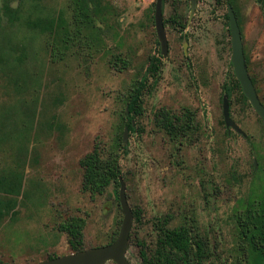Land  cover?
Instances as JSON below:
<instances>
[{
	"label": "rangeland",
	"instance_id": "1",
	"mask_svg": "<svg viewBox=\"0 0 264 264\" xmlns=\"http://www.w3.org/2000/svg\"><path fill=\"white\" fill-rule=\"evenodd\" d=\"M20 1V21L3 18L0 26V175L21 180L19 196H0L16 202L0 219V261L36 264L71 254L59 225L72 217L85 220L84 250L116 238L119 188L91 197L79 162L122 138L126 102L154 56L161 61L158 77L149 78L142 114L132 119L120 152L127 201L139 216L126 258L141 264V248L152 255L169 217V227H186L210 245L203 264H245L237 216L263 196L264 124L233 87L230 115L246 137L227 129L222 98L233 71L230 4L264 103V15L256 0H198L190 21L189 0H163L165 58L154 27L156 0H101L110 13L101 12L95 36L68 44L56 61L49 38L24 21L61 13L69 22L71 0ZM175 19L186 23L183 30ZM162 111L180 118L188 111L191 128L171 137L158 126Z\"/></svg>",
	"mask_w": 264,
	"mask_h": 264
},
{
	"label": "trees",
	"instance_id": "2",
	"mask_svg": "<svg viewBox=\"0 0 264 264\" xmlns=\"http://www.w3.org/2000/svg\"><path fill=\"white\" fill-rule=\"evenodd\" d=\"M20 2V0H0V26L3 18H6L11 24L20 21ZM256 2L264 15V0H256ZM70 7L71 18L69 22L63 18L61 13L58 16L28 17L24 21L27 29L49 38L48 45L51 47V55L54 61L64 55L63 49H67L68 44L91 40L95 36L96 22L101 12L110 13L107 8L102 9L101 0H71ZM174 22L181 24L176 19ZM181 27L183 28L184 25ZM245 61L248 69L246 55ZM160 64L159 59L151 57L144 74L132 88L124 112V116L127 118L125 127L129 131L133 130L132 119L142 114V96L148 89L147 82L149 78L156 79L158 77ZM230 79H232L231 86H223L224 94L231 97L233 87H235L240 91L242 100L249 105L241 93L240 85L235 79L233 71H231ZM251 79L255 85V80L252 77ZM191 120L192 117L187 112L181 118L170 113L160 112L158 126L168 135L177 137L179 131H182L183 134L189 131L192 125ZM262 122L264 124V121ZM125 148L122 145V138H118L116 143L107 151L97 146L80 160V166L84 170L82 189L91 197L103 194L111 185H114L116 189L119 188L120 152H126ZM20 190L21 180L14 173L0 175V196L3 194L16 197L20 195ZM15 206L16 202L13 198L4 201L0 197V219L12 212ZM133 215L136 216V219L139 218L138 212L133 211ZM169 223L170 218L168 217L159 226L157 245L151 258H148L145 251H140L142 264H194L195 262L203 264L209 257L208 245L198 235H192L188 228H171ZM84 227L85 220L79 217H72L59 225V230L67 234V243L72 249V253L84 250ZM237 229L239 249L242 252L244 263L264 264V192L259 203L247 204L238 213ZM56 257H49L48 260ZM0 264L7 263L0 261Z\"/></svg>",
	"mask_w": 264,
	"mask_h": 264
},
{
	"label": "water",
	"instance_id": "3",
	"mask_svg": "<svg viewBox=\"0 0 264 264\" xmlns=\"http://www.w3.org/2000/svg\"><path fill=\"white\" fill-rule=\"evenodd\" d=\"M190 2V14L189 21L195 13L197 7V0H189ZM228 8L229 18V31H230V43H231V56L230 63L233 67V72L236 80L239 82L242 89V93L247 98L252 109L264 120V107L261 104L255 87L252 83L250 75L246 67V61L243 51V43L241 32L234 14V11L230 5ZM154 24L156 34L160 43L161 54L167 55L168 41L163 24L162 15V0H156L155 12H154ZM186 44H184V47ZM186 53V51H185ZM223 105V118L227 127L233 128L236 132L240 133L241 130L237 125L229 118V106L227 97L224 95L222 100ZM127 132L128 128H124L122 140L123 144H127ZM119 183V205L122 213V222L115 241L109 245L85 249L80 252L71 253L65 256L56 257L50 260H44L36 264H106L109 261L115 264H129L125 259V254L129 246L128 238L133 221V213L128 204L126 197V186L123 178L118 177Z\"/></svg>",
	"mask_w": 264,
	"mask_h": 264
},
{
	"label": "flooded vegetation",
	"instance_id": "4",
	"mask_svg": "<svg viewBox=\"0 0 264 264\" xmlns=\"http://www.w3.org/2000/svg\"><path fill=\"white\" fill-rule=\"evenodd\" d=\"M156 3V2H155ZM257 3V2H256ZM162 5H163V0H162ZM228 5H230V4H227V6ZM197 6H198V0H197ZM231 6V5H230ZM197 8V7H196ZM261 8V7H260ZM189 9H190V2H189ZM233 9V8H232ZM262 10V9H261ZM195 11H196V9H195ZM234 11V10H233ZM154 12H155V8H154ZM263 13V12H262ZM189 14H190V11H189ZM195 14V13H194ZM235 14V13H234ZM162 15H163V9H162ZM193 17V16H192ZM235 17H236V15H235ZM226 18H227V20H228V24H229V18H228V8H227V15H226ZM153 19H154V16H153ZM236 20H237V18H236ZM238 23V22H237ZM163 24H164V19H163ZM185 24L186 23H181V24H179V26H180V28L183 30L184 28H185ZM182 25H184V27L182 28L181 26ZM239 26V25H238ZM154 27H155V24H154ZM164 29H165V24H164ZM240 29V28H239ZM165 32H166V30H165ZM229 33H230V31H229ZM157 35V34H156ZM166 37H167V35H166ZM157 39H158V37H157ZM167 41H168V39H167ZM158 42H159V40H158ZM160 44V43H159ZM184 44H186V46H187V43L185 42ZM184 44H183V48H184V54L185 55H187V51H186V46L184 47ZM230 45H231V43H230ZM185 51H186V53H185ZM244 51V50H243ZM160 53H161V48H160ZM167 53H168V51H167ZM162 55V54H161ZM167 56V55H166ZM166 56H163L162 55V57H166ZM245 56V55H244ZM154 57V56H153ZM151 58V57H150ZM156 59H159V58H157V57H155ZM150 60V59H149ZM161 62V61H160ZM149 64V63H148ZM231 64V63H230ZM161 65V64H160ZM232 65V64H231ZM247 67V66H246ZM232 69H233V67H232ZM248 70V69H247ZM234 73V72H233ZM249 73V72H248ZM250 75V74H249ZM235 76V75H234ZM250 78H251V76H250ZM236 79V78H235ZM252 80V79H251ZM239 83V82H238ZM252 83H253V81H252ZM240 85V84H239ZM254 85V84H253ZM254 87H255V85H254ZM241 88V87H240ZM255 90H256V88H255ZM241 93H242V89H241ZM256 93H257V95H258V91L256 90ZM243 94V93H242ZM226 97H227V100H228V106H229V99H230V97H228L226 94H224ZM223 95V96H224ZM244 95V94H243ZM245 97V96H244ZM246 98V97H245ZM258 98H259V100H260V102H261V104L263 105V107H264V104L262 103V101H261V99H260V97H259V95H258ZM247 99V98H246ZM222 100H223V98H222ZM247 102H248V100H247ZM248 104H249V102H248ZM250 105V104H249ZM250 107H251V105H250ZM252 108V107H251ZM162 112H166V111H162ZM255 112V111H254ZM166 113H168V112H166ZM187 113H189L188 111H187ZM256 113V112H255ZM190 114V113H189ZM257 114V113H256ZM258 115V114H257ZM259 116V115H258ZM260 117V116H259ZM229 118L231 119V121L232 122H234L233 120H232V118H231V115H230V106H229ZM261 118V117H260ZM224 119V118H223ZM261 120L262 121H264L262 118H261ZM225 123V122H224ZM235 123V122H234ZM131 124H132V126H133V123H132V121H131ZM236 124V123H235ZM179 125H181V122H179ZM237 125V124H236ZM225 126H226V124H225ZM237 127L240 129V127L237 125ZM226 128L227 129H229V130H233L235 133H237V134H240L242 137H246V134L241 130V132L240 133H238V132H236L233 128H231V127H227L226 126ZM182 135H185V134H183L182 133V131H179L178 132V135H177V137H180V136H182ZM172 137V136H171ZM122 143H123V140H122ZM253 168L255 169V165H253ZM118 200H119V198H118ZM131 208V207H130ZM132 210V209H131ZM132 213H133V211H132ZM133 219H134V215H133ZM133 222V221H132ZM131 231V230H130ZM119 232V231H118ZM158 233H159V231H158ZM118 235V234H117ZM117 237V236H116ZM129 237H130V234H129ZM116 239V238H115ZM115 239L113 240V241H111L110 243H108V244H106V245H109V244H111V243H113L114 241H115ZM204 242V241H203ZM128 243H129V238H128ZM205 243V242H204ZM207 244V243H206ZM106 245H103V246H106ZM157 245V244H156ZM208 245V244H207ZM99 247H101V246H99ZM142 247V246H141ZM128 249H129V246H128V248H127V251H128ZM155 249H156V247H155ZM155 249H154V251H155ZM208 249H209V257H208V259L206 260V261H208L209 259H210V256H211V252H210V245H208ZM141 250H143L142 248L140 249V251ZM127 251H126V254H127ZM140 251H139V256H140ZM144 251V250H143ZM145 253H146V251H145ZM154 253V252H153ZM126 254H125V259L127 260V258H126ZM146 255L148 256V258H151V256L153 255H148L147 253H146ZM140 258H141V256H140ZM48 260V259H47ZM244 260V259H243ZM205 261V262H206ZM109 262H112V261H109ZM127 262L129 263V264H131L128 260H127ZM108 263V262H107ZM112 263H114V262H112ZM115 264V263H114ZM141 264H142V258H141ZM194 264H197L196 262L194 263ZM246 264V263H245Z\"/></svg>",
	"mask_w": 264,
	"mask_h": 264
}]
</instances>
